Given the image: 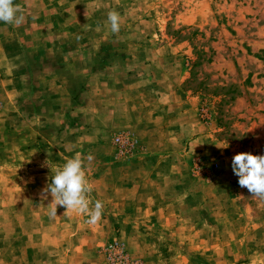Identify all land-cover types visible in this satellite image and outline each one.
<instances>
[{
	"label": "rangeland",
	"instance_id": "rangeland-1",
	"mask_svg": "<svg viewBox=\"0 0 264 264\" xmlns=\"http://www.w3.org/2000/svg\"><path fill=\"white\" fill-rule=\"evenodd\" d=\"M82 8L85 32L93 11H100V30H111L109 11L120 13V31L108 39L117 54L127 47L134 66L177 58L181 88L195 97V139L205 142L197 151L190 142L171 146L151 163L140 136L124 128L127 96L104 103L107 115L98 112L101 101L36 100L27 83L14 99L0 94V264H110L113 242L140 264H264V200L240 187L232 170L238 153L264 155V0H85ZM57 104L67 105L61 116ZM108 118L118 124L104 123ZM44 122L53 136L28 154V141L40 140L33 130ZM116 135H128L133 150L121 152ZM77 153L94 157L85 171L93 204L103 203L95 224L61 206L53 217L50 194L44 199L51 169ZM129 201L146 209L133 214L135 228L114 222Z\"/></svg>",
	"mask_w": 264,
	"mask_h": 264
},
{
	"label": "crops",
	"instance_id": "crops-1",
	"mask_svg": "<svg viewBox=\"0 0 264 264\" xmlns=\"http://www.w3.org/2000/svg\"><path fill=\"white\" fill-rule=\"evenodd\" d=\"M23 1L18 4L21 9L23 4L28 5L23 10V24L15 26L0 21V94L5 99H14L16 92L20 91L19 86L27 83L31 88L29 93L36 100L51 104L71 101L73 97L101 101L103 104L98 112L110 115V105L104 103L115 100V96L121 94L127 96L125 102L128 98L130 100L129 110L124 113V128L140 136L151 163L156 161L157 154H162L171 146L181 150L190 142V151H197L202 146L197 143L205 140L195 139L196 114L191 102L195 97L181 88L182 66L177 58L165 63L158 56L156 62L151 59V62L146 60L134 66L124 44L121 46L125 48H119L120 54L110 45L108 38L112 37V31L97 28L95 20L98 17L94 13L100 11H93L89 16L92 17L90 27L86 32L82 29L83 17L87 15L82 12L85 0ZM156 52L159 53L158 50ZM122 54L123 57H120ZM141 68L148 73L137 77L136 72H140ZM9 85L14 87L12 91ZM12 95L13 98H10ZM57 105L56 111L61 116L62 111L59 110L64 104ZM74 111L76 116L78 109L74 108ZM63 117L68 116L64 114ZM109 119L101 121L111 126L118 124ZM33 131L40 140L33 136V140L28 141V154L31 155H34L33 150L39 142L47 148L53 136L51 125L45 122ZM12 132L17 141L14 150H19V130ZM67 132H61L59 137H66ZM35 162L34 157L27 164ZM13 163L21 164L20 160H13ZM128 206L123 211H117L125 215L114 218V222L125 228H135L138 223L133 214H137L140 206L139 212L146 209L135 201H129ZM1 259L4 261L3 255ZM13 261L8 263L13 264Z\"/></svg>",
	"mask_w": 264,
	"mask_h": 264
},
{
	"label": "clouds",
	"instance_id": "clouds-1",
	"mask_svg": "<svg viewBox=\"0 0 264 264\" xmlns=\"http://www.w3.org/2000/svg\"><path fill=\"white\" fill-rule=\"evenodd\" d=\"M0 21L19 26L24 23L25 16L14 0H0ZM107 21L113 34L120 31L121 16L118 11H109ZM93 159L92 154H88L85 160L77 153L74 157L67 158L64 164L56 167L54 171L51 169V183L43 190L44 199H47L48 194L52 198L49 203L52 206L51 216H57V207L61 206L66 209L65 212L87 215L88 222L92 224L101 219L103 203L96 200L93 204L91 200L93 188L85 171L86 161L91 162ZM232 170L239 178L240 187L247 188L251 196L264 200V155L238 153L232 158Z\"/></svg>",
	"mask_w": 264,
	"mask_h": 264
},
{
	"label": "built area",
	"instance_id": "built-area-1",
	"mask_svg": "<svg viewBox=\"0 0 264 264\" xmlns=\"http://www.w3.org/2000/svg\"><path fill=\"white\" fill-rule=\"evenodd\" d=\"M112 141L121 152L132 151L135 147L134 141L128 135H116ZM106 256L110 264H140L130 259L118 242H113L107 246Z\"/></svg>",
	"mask_w": 264,
	"mask_h": 264
}]
</instances>
